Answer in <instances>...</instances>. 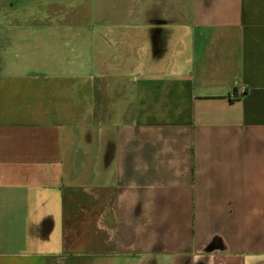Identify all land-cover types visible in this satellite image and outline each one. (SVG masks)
<instances>
[{"label":"crops","instance_id":"obj_1","mask_svg":"<svg viewBox=\"0 0 264 264\" xmlns=\"http://www.w3.org/2000/svg\"><path fill=\"white\" fill-rule=\"evenodd\" d=\"M0 264H264V0H0Z\"/></svg>","mask_w":264,"mask_h":264}]
</instances>
